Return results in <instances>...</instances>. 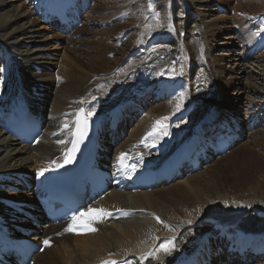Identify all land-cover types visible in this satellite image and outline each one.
<instances>
[{
  "label": "bare ground",
  "instance_id": "obj_1",
  "mask_svg": "<svg viewBox=\"0 0 264 264\" xmlns=\"http://www.w3.org/2000/svg\"><path fill=\"white\" fill-rule=\"evenodd\" d=\"M143 2L145 1L116 0L111 7H107L110 1L105 0L104 5L90 8L82 17V28H75L71 34L65 35L55 26L49 27L41 24L34 12L33 5L29 4L30 0H0V69H7L8 71V77L2 75L0 71V95L5 94V91L12 87L14 83H19V86L25 90L29 105L38 111L45 125L43 134L31 146L9 137L0 125V217L8 223L12 222L15 216L21 218L20 222L15 225L20 227L19 230L30 231L29 238H25L35 244L40 243L38 238L41 233L43 237L50 236L53 242L50 248L33 256V264H100L106 259L121 260L127 257L143 256L162 239H167L172 245L170 247L162 246L164 251L165 249H169V251L167 254H162L163 251L153 258L151 263L147 261L146 264H170L178 255L189 253L191 247L198 243L197 241L202 239L203 236L209 237L210 242L213 239L212 237H216V231L222 229L219 224L231 221L235 217L238 218V215L244 214L243 208L252 207L251 209H253L258 208V205L263 206L261 203L264 200V191L254 192L250 196H240V194L233 195L224 191L217 192L214 189L208 190L206 185L211 183L217 174L219 175L212 163L219 156H215L217 157L215 159L214 156H211L208 162L204 164V175L201 179H197L196 172L190 174L186 179L189 188L194 193L196 192L200 198H190L187 193L188 190L180 185L171 187V185L162 184L158 187L159 189L152 188L148 191H137L135 193L119 189L118 186L110 187L100 204L111 211L127 210L135 214L127 219L100 225L98 232L91 235L78 237L67 235L57 238L55 234L61 230V227L44 229L41 226L38 230L32 225L30 219L25 218L24 215L18 216L14 211H8L6 205H4V202L7 201L28 205L34 203V193L28 191L26 185L33 184V177L36 180L40 179V175L34 171L43 170L45 167L57 162L62 156L67 146V137L70 134L73 113L76 108L97 101L94 110L102 112L129 99L128 97L134 91L144 92L152 89L154 93V83L157 84L156 82L159 79L153 77L152 80L150 76L154 69L161 70L169 63L173 68H180V76L175 73L171 76L168 70L172 68L168 66L166 76L169 75L170 78L182 77L183 71H185V76L192 74L195 76L196 71L205 69L206 73L208 72V75H206L209 77L208 79L212 81L214 79L220 95L223 91L232 89L233 81L244 79L245 89L243 91L239 89L237 94L242 96L247 89L245 94H247L246 108H248L244 112L243 118H240V115L236 112L235 101L239 98L236 95L235 98H225L228 104L225 103L224 98H218L217 101L216 95L206 97L207 95H204V93L199 98H189V100L184 96L174 98L179 94L182 95V91H174L179 84L174 87L164 84V94L170 95L173 99L166 101V103L152 104L149 101L143 118L140 119L139 115L130 114L129 118H126L125 124H121L116 132L112 133L110 137L105 136L102 143L106 149V152L103 153L106 158L117 157L127 148L141 144H145L147 147L165 144V153L156 155V158H160L178 144H181L204 116L208 115L210 109L214 110L212 119L216 122H223L228 119L234 121L238 127L237 133L240 139L244 138L243 140H246L245 149L264 147V140L262 139L264 130L261 128L264 122L261 123L260 128L257 127L253 130V134H248L245 130L247 118L249 119L251 114H259V119L264 117V103L259 111H255L254 108L257 104L253 99L258 95L261 99L264 98V91L255 89L252 81L256 79H254V76L250 77V72L245 67L249 59H255L258 65L256 68L261 69L260 79L264 83V65L260 64L263 61L262 57L252 58V55L255 56L256 54H251L248 49L246 54H242L239 60L231 61L228 54L218 56L212 52L209 64L202 67L198 59L205 55V49L199 47L196 50L201 51L200 56H197L195 62L190 58L193 63L186 60L188 68L183 70L182 64L180 65L183 46L181 40H178V30L175 28V20L177 19L176 3H182V0H174L172 5H166V7L163 6L161 1L157 4V7L161 8L159 16L163 22H160V27H156V29L155 26H152V20L149 21L147 27H141L146 18ZM185 2L188 3L187 7H190L191 11L187 14L183 27L185 30L188 29L193 20L192 14L200 12L197 17L202 21L201 27L204 26V29L203 31H201V28L197 29L200 32V39L198 40L203 47H208L209 41L216 42L219 32L230 31L228 22L236 23L247 16L264 12V0H185ZM133 3L134 7L127 11L126 9ZM210 3L220 4L224 10L227 6L231 7V10L234 11V17L220 16L206 22L203 17L206 13L209 16L208 12L210 13V11L206 8ZM216 7L220 6L216 5ZM114 12L116 13L111 17ZM114 19L121 22L116 24ZM112 21L114 24H111ZM262 23L264 25V22ZM103 24H105L106 30L102 32L94 30ZM218 24L222 25V28H219ZM243 24L245 25V23ZM251 26L250 28L257 29L254 22ZM89 27L91 28L89 29ZM163 28L165 29L162 30ZM129 29L135 32L126 36L125 31ZM213 30L218 31L213 32ZM259 33L264 32L261 30ZM231 35L233 33L224 38V45L233 48L235 39ZM162 37L169 39L165 43L157 41ZM111 38L115 42H112V45H107V40ZM170 39L173 40L169 41ZM121 43L123 45L119 47ZM156 43L166 45V47L158 48L156 51V48L154 49ZM197 44L199 46V43ZM184 45L189 56H192L189 45L186 42H184ZM256 48L257 46L252 50ZM209 49L211 52V47ZM178 52L180 53L179 57ZM110 55H112L111 58ZM175 60L179 62V65L175 63ZM194 63L196 64L194 65ZM224 64L229 66L224 67ZM191 65L192 67H189ZM41 66L43 69L38 73L36 68L38 69ZM50 66L54 68L52 72L45 69ZM187 71H189V74L186 75ZM206 73L201 71L204 78ZM100 83L110 91L99 94L96 87ZM205 87H210V85ZM212 88L209 89L212 90ZM210 90L209 92L212 93L213 91ZM173 91L174 93L171 94ZM192 91L195 90L191 89ZM192 103L196 106L194 107ZM203 104L204 107H212H208L198 114L196 108ZM177 105H179V108H177ZM190 106L193 109L184 122L169 125L170 119L182 115ZM204 113L206 114L204 115ZM157 121H161V124H156ZM125 125L126 127H124ZM128 127H131L130 130H132L130 134L126 133ZM204 130L205 126L201 123L197 126L196 134H200ZM150 133L151 135H149ZM233 152L229 150L223 156L221 155V159H218L226 158L227 161L232 162L235 160ZM212 157L213 159L210 160ZM28 175L31 176V181L29 177L25 178ZM257 180L260 181L258 184H264V171L261 177H257ZM11 188L16 190L10 191ZM238 189L242 190L241 187ZM203 192L204 194H202ZM23 210L27 209L24 208ZM254 212L257 216L261 213L258 210ZM209 213H214L219 218L216 219L217 221H203L201 225L200 220L208 218ZM31 214L35 222L43 219L37 209ZM261 216H263L262 213ZM237 221L234 220L228 224H234ZM215 224L218 225L215 226ZM18 235L23 237L20 233ZM211 247H213L212 244ZM219 247L223 248L222 245ZM224 255L220 257V254L215 261L225 262L228 258L231 263H241L236 255ZM256 260L260 259L245 256L246 262ZM213 263L214 261L211 264ZM8 264H15V262L10 261Z\"/></svg>",
  "mask_w": 264,
  "mask_h": 264
},
{
  "label": "rangeland",
  "instance_id": "obj_2",
  "mask_svg": "<svg viewBox=\"0 0 264 264\" xmlns=\"http://www.w3.org/2000/svg\"><path fill=\"white\" fill-rule=\"evenodd\" d=\"M34 1L35 0H30V3L29 4H31V6H32V4H33L32 2H34ZM108 1H110V4H109V6L107 5V7H111L112 4H114L116 0H108ZM144 1H145V2H143L144 3V6H145V9L144 10H146L145 12H146L147 15L144 13V15H145L146 18H145V21L142 23L141 27L142 28L147 27L149 21H151V20L153 21L152 22V26H155V29H156V27H160V24L159 23L160 22H163V21L160 19V16H159V13H160V9L161 8L160 7H157V4L161 1V2H163V6L166 7V5H169V6L172 5V2L174 0H170L171 3H169L170 2L169 0H151L152 7H149L150 0H144ZM100 2H102V3H100ZM98 3H100V4H98ZM104 3H105V0L104 1L103 0H95V3L93 5V7L94 6H98V5L99 6L100 5H104ZM178 3H181V2H178ZM178 3H176V5H177L176 18L177 19L175 20V28L178 30V36H179L178 37V40L179 39L181 40V43H182V46H183L182 47V53H181V56L182 57L180 59L181 60L180 61V65L182 64V68H184V65L186 63V60L189 61L190 63H193V62L196 61L197 56H200L199 53L201 52L200 50H196L199 47H200V49L201 48L202 49H205L204 50L205 51V55L204 56L207 57L206 58L207 61H206L205 60V57L203 56V58L205 60V65L209 64V62H210V54L212 52H213V54L218 55V56L219 55H222V54L223 55L224 54H228V55H230L229 57H230V60L231 61H234V60L237 61V60H239L240 57H241V55L242 54L245 55L246 54V51H248V49L250 50L251 54L252 53L256 54L255 53V50L256 49H253L252 50V48H254L256 46V44H258L260 42V41L258 42V39H257L256 35H260L261 33H259V32L261 30H262V32H264V25L262 23V22H264V12L261 13V14L254 15V16H247V17L241 19V21L236 22V23L228 22L229 23L228 27H230V31L227 30L226 32H221V33L219 32V36L217 37L216 42H210L209 41L210 44L208 43V47H203V45L198 40V39H200V32L197 29V28H201V31H203V29H204V26L201 27V22L202 21L200 20L199 17H197V14H200V12H197V14H195V13L192 14V19L193 20L189 24V28L185 30V28L183 26H184V23H185L186 18L188 16L187 14H189V12L191 11V9H190V7H187L188 3L185 2V0H182V3L181 4H178ZM183 3H184V5H183ZM132 5L128 9H126V10L127 11H130L134 7V3ZM216 5H218L220 7H216ZM93 7L91 9H93ZM221 7H223V6L220 5V4L210 3L208 5V7L206 8L208 11H210V13L208 12L209 16H207V13H206L205 16L203 17L204 20L207 22V21H210L212 19H216V18H218L220 16H225V17L227 16L228 18H233L234 17V11L231 10V7H228L227 6V8H226L227 11L224 10V9H223V11H220ZM115 13L116 12H114L111 15V17H113ZM116 19H114L115 21L113 20L114 23L117 24V23L121 22V21H118L117 22ZM113 21H112L111 24H114ZM122 21H124V20H122ZM255 21H257V22L260 21L262 24L261 25L258 24L257 27H256L257 29L254 30L253 28H250V27H252L251 25H253V22H255ZM243 23H245V25L247 24L248 26H245ZM104 25L105 24H103L102 26L96 27L94 30H98V31H101L102 32V31L106 30V26H104ZM218 25L217 26L219 28H222V25H220V24H218ZM262 25H263V29H262ZM217 26H216V29H217ZM82 27H83V24H82V26L80 28H82ZM90 28L91 27H89V29ZM242 28L244 29V31H243ZM164 29L165 28H163L162 30H164ZM134 30H135V28H134ZM134 30L129 29V30L125 31L126 32L125 35L128 36L130 33L135 32ZM250 30H251V32H250ZM217 31L218 30H213V32H217ZM243 32L246 33L247 35L244 34ZM231 33H233V35H231V36H233L232 38L235 39V43L233 45L234 46L233 48H230V46L224 45V43H225L224 38H226ZM240 39H241V41H240ZM247 39H249V40L246 41ZM112 42H115V40L113 38H111L110 40H107L106 43H107V45H112L113 44ZM184 42H186L189 45L190 51L192 52L191 53L192 56H189V54L187 53V48L185 47ZM123 43L119 44V47H121V45H123ZM197 43H199V46H198ZM139 45H141V44H139ZM168 46H170V44H168ZM243 46L244 47L246 46L245 49H244ZM164 47H166V45L164 46L163 44L156 43L154 49L156 48L155 50L157 51L158 48H164ZM210 47L212 49L211 52L209 51L210 50L209 49ZM140 49H141V47H140ZM111 56L112 55H110V58H111ZM179 56H180V53L178 52V57ZM186 56H187V59H186ZM257 57H262V60L263 61H261L260 64L261 65H264V51L262 53L258 54V55L257 54L255 56L252 55V58H257ZM190 58H191V60L193 62L190 60ZM176 60H175V63L177 65H179L178 64L179 62L178 61L176 62ZM252 60H254V61H252ZM256 62L257 61L255 59H249V61L246 62V66L245 67H246V70L248 72H250V77H253L254 76V79H256V80H253L252 81V84L255 87V89L256 88L258 90L260 89V91L262 90V92H263L264 91V83L260 79L262 73L260 71L261 69H257L256 68L258 66ZM175 63H173V64H175ZM169 64L165 68H162L161 70H159L157 68L154 69V72H152L153 76H152V74L150 76V77H152L151 79L153 80L154 79L153 77L159 79V81H157V82L155 81L157 84H159V83H161L163 81V78H170L169 75L168 76L163 75L167 71L168 66L171 65V64L170 65ZM195 64L196 63H194V65ZM244 65H245V63H244ZM226 66H229V65L224 64V67H226ZM189 67H192V65L189 66ZM171 68L172 69L168 70L171 73V76L173 75V73L177 74V76H180V68L179 67H177V68L176 67L175 68L171 67ZM42 69H43L42 66L40 68H38V69L36 68V70H37L38 73L40 71H42ZM45 69H48L49 72H52L54 70V68L52 66H50L49 68H45ZM173 70H175V71H173ZM201 71H204L206 73L205 69H202V70L197 71V72H201ZM184 73H185V71H183L182 75ZM187 74H189V71H187L186 75ZM206 75H208V72L205 74V79H207V80L204 81L203 83L201 82L200 84H202L204 86L210 85V87H205V88H203V89H201L199 91H192L193 93L190 90V93L188 92L187 95H186V97H184V98H188V100H189V98H199V97L202 96V93H204V95H207L206 97H210V96L213 97L214 95H216L217 101L219 100L218 98H221V99L224 98V100L226 101L225 103L228 104V101L225 98H235V95H236V96L239 97L238 100H236V101L234 100L235 101V105H236V112H237V114L240 115V118H243L244 112L248 108V107L246 108V104H247L246 97H247V94H245L246 91H247V89H246L245 93L242 96L237 95V94H238V90L239 89H241L242 91L245 89V86H244L245 80L244 79H242L241 81H237L236 80L237 82L236 81H233V87H232V89L231 90H228V91H223L222 95H220L218 86H216L214 79H213V81L211 79L209 80L208 79L209 77H206ZM190 76L192 78H194V75L193 74L190 75ZM199 76H201V73H199ZM202 77L204 79V76H202ZM241 82H242V84H241ZM166 83H167V80H164L163 85L166 84ZM157 84L154 83V86L156 85L157 92H159L160 90H163V93H164V88L161 85H158L157 86ZM96 88H97L99 94H102V93H105L107 91H110L109 89L104 88L103 85H102V83H100ZM209 88H212V90H210ZM209 90L211 92L212 91L213 92L210 93ZM174 91L171 94H173ZM154 93H155V91H154ZM258 96L253 97V99H255V102L257 104V105H255L256 107L254 108L255 111H259L261 109V107H262V104L264 103V100H263L264 98L261 99ZM174 98H182V95L179 94L178 96H176ZM257 98H259V99H257ZM171 99H173V98L170 97L167 100V102L168 101H171ZM160 103H162V102H160ZM208 107L209 106L204 107V104L203 105H200V106H197L196 109L198 111V114H200L202 111L206 110ZM210 107H212V106H210ZM231 110H233V109L231 108ZM206 113H204V115ZM128 128L130 129L131 127H128ZM261 128H262V130H264V126H262ZM129 129L126 132L128 134L131 133V130H129ZM247 133L248 134H253L254 131L247 132ZM247 133H246V135H247ZM243 139H241L240 142L235 145V147H233L232 149H229V150L234 151L233 152L235 154V160L234 161H232V162L227 161L226 158H223L222 160H219L217 157H216L217 159H215V157H214L215 160L212 163H213V166H214V169H215L216 173H219V175L217 174V176L215 178H213L212 182L209 183L208 185H206V187L208 188V190L214 189V191H217V192H223L224 191L226 193H230V194H233V195L240 194V196H247V195L250 196V194H252L254 192L264 191V184L263 185L262 184H258V182H260V181L257 180V177H261V175L263 174V171H264V169H263L264 168L263 167L264 166V147H258L256 149H254V148L245 149L246 140H243ZM262 139L264 140V134L262 135ZM220 157L221 156H219V158ZM204 167L205 166H203L201 169H199L196 172V174L194 173L196 175L197 179H201V177L204 175L203 174ZM30 174H32V173H30ZM189 176H187V175L182 176L181 178L173 181L171 184H168V185H171V187L173 185H175V187H178L180 185L183 188H186L188 190L187 193H188V196L190 198H192V199H195L197 197L200 198V196H197L196 192L194 193L193 190H191L189 188V186H188V184L186 182V179ZM28 177H29V179L31 178L30 175L26 176L25 178H28ZM30 181H31V179H30ZM158 187H156L154 189H159ZM240 187L242 188V190L241 189H238ZM239 191H241V192H239ZM202 194H204V192ZM261 205H263V206L258 205L259 206L258 208H253V209H251L252 207L251 208H247V209L245 207V208L242 209V211H243L244 214H242L240 216L238 215V218L235 217L231 221H228V222L225 221V222L226 223H229V222H233L234 220L236 222L238 220L237 222L239 223L240 227H242L244 230L250 231V232H255V231L258 232L261 229L264 230V218H262V219L261 218H258L257 215H256V213L254 212L255 210L261 211V213L263 214V216H261V217H264V200H262ZM209 214L210 215L208 216V218H205V219L200 220L201 225H202L203 221H207V220H209V222L210 221H217L216 219L219 218L218 216H215L214 213H209ZM211 214H214V215H211ZM248 214H250V215H248ZM21 215L22 214H20L18 216H21ZM24 217H26V216H24ZM19 219H21V218H19ZM225 222H222L219 225H223ZM217 225L218 224H215V226H217ZM204 230L206 231L207 229H204ZM182 232H183V230H182ZM220 257H223V256L221 255ZM215 259L213 260L214 261L213 264H238L237 262L231 263L228 258H226L227 261H225V262H221V260L215 261ZM240 264H264V259L263 260H261V259L260 260H256L254 262H251V261L250 262H245V263L244 262H241Z\"/></svg>",
  "mask_w": 264,
  "mask_h": 264
},
{
  "label": "snow or ice",
  "instance_id": "obj_3",
  "mask_svg": "<svg viewBox=\"0 0 264 264\" xmlns=\"http://www.w3.org/2000/svg\"><path fill=\"white\" fill-rule=\"evenodd\" d=\"M149 7H152V4H151V0H150V3H149ZM177 108H179V105H177ZM166 119V118H164ZM156 124H161V121H157ZM81 136L84 135L83 132L80 133ZM151 135V133L149 134ZM123 158V154H121V159ZM70 162V160H69ZM44 171H46V169H43V170H40L38 172V175L42 176L44 174ZM105 215H108V213L104 212V210L102 209H99V210H93V209H89L87 213H81L79 217L77 216H73L72 217V220H73V223L72 224H69L68 227L65 229V231H75V225L78 223V222H83V220L85 218H97L99 216H105ZM85 228L86 230L88 231H94L95 229H92L90 228L87 224L85 225ZM45 245L48 244V241L45 240L44 241ZM165 251H167V249H165Z\"/></svg>",
  "mask_w": 264,
  "mask_h": 264
}]
</instances>
